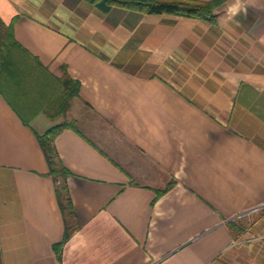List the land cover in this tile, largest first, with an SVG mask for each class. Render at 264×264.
Returning a JSON list of instances; mask_svg holds the SVG:
<instances>
[{
  "label": "crops",
  "instance_id": "0c3cea01",
  "mask_svg": "<svg viewBox=\"0 0 264 264\" xmlns=\"http://www.w3.org/2000/svg\"><path fill=\"white\" fill-rule=\"evenodd\" d=\"M219 9L0 0L17 42L80 84L64 119L26 121L0 91V264H264V0ZM66 118L64 241L36 132Z\"/></svg>",
  "mask_w": 264,
  "mask_h": 264
},
{
  "label": "trees",
  "instance_id": "16d2710c",
  "mask_svg": "<svg viewBox=\"0 0 264 264\" xmlns=\"http://www.w3.org/2000/svg\"><path fill=\"white\" fill-rule=\"evenodd\" d=\"M102 13L115 7L138 11L142 14H175L190 18L215 20L219 7L226 0H87ZM79 81L67 72L62 77L52 74L38 57L28 52L15 39L13 29L0 19V91L25 117L26 121L40 111L51 119L67 113L74 98L79 97ZM53 94L48 98L47 94ZM74 120L66 118L43 133H37L52 176L60 208L66 219L64 241L77 228L66 178L70 173L62 163L55 137L66 127H74ZM72 216L69 221L65 215ZM238 234L244 230L240 220L228 223Z\"/></svg>",
  "mask_w": 264,
  "mask_h": 264
},
{
  "label": "rangeland",
  "instance_id": "374dc122",
  "mask_svg": "<svg viewBox=\"0 0 264 264\" xmlns=\"http://www.w3.org/2000/svg\"><path fill=\"white\" fill-rule=\"evenodd\" d=\"M74 109H75V108H74ZM70 116H72V114H70ZM60 118L64 119V117H60Z\"/></svg>",
  "mask_w": 264,
  "mask_h": 264
}]
</instances>
